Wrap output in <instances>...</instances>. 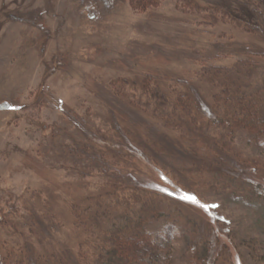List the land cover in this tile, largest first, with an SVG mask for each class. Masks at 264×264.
<instances>
[{"label":"rangeland","instance_id":"rangeland-1","mask_svg":"<svg viewBox=\"0 0 264 264\" xmlns=\"http://www.w3.org/2000/svg\"><path fill=\"white\" fill-rule=\"evenodd\" d=\"M247 53L264 64V56L253 55L264 53V0H0V264H25L18 253L29 241L35 251L57 242L74 251L81 243L88 252L97 248L93 239L102 234L73 231L72 206L99 192L104 197L116 166L161 174L133 160L137 135L126 126L143 139L180 141L177 123L193 109L187 96L181 105L180 95L213 101L214 80L235 75ZM212 121L202 130L208 138L217 132L219 121ZM222 131L225 153L264 161V147ZM87 139L109 167L77 159ZM157 173L146 176L148 184L170 189ZM127 184L109 197L135 195ZM219 188L200 194L216 205L214 225L231 250L220 255L228 254L226 264H264V224ZM36 220L59 226L52 239ZM77 234L92 242H77ZM186 242L174 238L172 264H185ZM9 253L14 262H5Z\"/></svg>","mask_w":264,"mask_h":264},{"label":"trees","instance_id":"trees-1","mask_svg":"<svg viewBox=\"0 0 264 264\" xmlns=\"http://www.w3.org/2000/svg\"><path fill=\"white\" fill-rule=\"evenodd\" d=\"M247 54L246 59L238 60L232 68L235 73L230 75L232 78L226 72L218 79L221 84H214L217 82L214 80L209 94L213 101L207 102L203 95L196 94L190 99V93L186 91L180 95L181 105H186L182 96H187L193 104V109L184 112L183 120L177 123L180 124L181 138L182 133H189L180 141L156 140L153 135L149 141L138 136L136 128L126 126L137 135L136 144L132 143L133 160L140 158L145 164L156 167L161 174L155 172L170 185V189L148 184L146 176L155 175L154 171L141 172L127 167L122 170L116 166L113 168L115 180L112 189L103 190L106 192L104 197H99L103 196L99 192L96 196L86 198L88 202L84 199L85 203L73 202L75 205L72 206L75 217L72 220L73 231L79 230L89 236H94V232L102 234L99 238L95 236L98 240L93 239L99 245L97 248L89 252L87 249L82 250L81 242L92 240L88 237L84 240L79 237L80 234L76 236L79 239L76 241L81 243L77 251L62 242L61 245L57 242L47 251L45 247L35 251L28 240L24 246L27 249H20L19 258H23L25 264H172L174 238L181 235L188 241L185 245L189 247L185 264H226L228 254L225 259L221 255L230 250L229 246L218 236L217 225H214L212 218L215 207L202 202L201 191L206 187L226 188L228 199L240 202L256 212L258 221L264 224V161L242 160L236 154H226L220 141L221 133H218L223 130L231 135L241 134L252 145L264 147V64L260 65L253 60L255 57L250 58L251 54ZM253 55L264 56V53ZM214 105H220L221 108L216 115L212 112ZM117 109L122 117L121 108ZM133 116L137 119L136 114ZM193 117L195 123L191 121ZM213 118L219 121L214 125L217 132L208 138L202 130L204 126L210 128ZM182 127L183 131L180 130ZM84 146L91 150L90 155L82 153ZM84 146L77 159L82 163L84 161L86 166L94 163L109 167L107 160L93 151L88 139ZM203 176L207 178L206 182L202 180ZM125 180L131 182L129 187L134 189L135 195L127 200L122 197L118 202L114 201L109 196L128 186ZM203 183L208 185L203 188ZM186 196L194 197L195 202L185 199ZM198 207L203 210L202 213ZM35 223L41 227L46 239H52V229L59 227L55 223H49L51 225L48 226L42 220H36ZM39 245L43 246L41 243ZM9 255L4 259L5 262H14L15 257Z\"/></svg>","mask_w":264,"mask_h":264},{"label":"snow or ice","instance_id":"snow-or-ice-1","mask_svg":"<svg viewBox=\"0 0 264 264\" xmlns=\"http://www.w3.org/2000/svg\"><path fill=\"white\" fill-rule=\"evenodd\" d=\"M185 199L191 200L193 202H195V198L194 197H190V196H186L184 197ZM206 207V206H205ZM212 207H216V205H212Z\"/></svg>","mask_w":264,"mask_h":264}]
</instances>
